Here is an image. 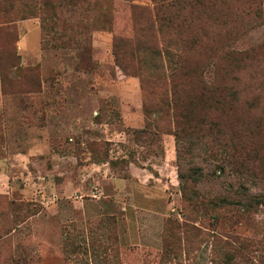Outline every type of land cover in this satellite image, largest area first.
Here are the masks:
<instances>
[{
	"label": "rangeland",
	"instance_id": "374dc122",
	"mask_svg": "<svg viewBox=\"0 0 264 264\" xmlns=\"http://www.w3.org/2000/svg\"><path fill=\"white\" fill-rule=\"evenodd\" d=\"M87 2L65 8L45 38L33 0L0 6V264H264V0L228 4L259 13L230 38L246 54L228 78L211 61L208 127L178 139L170 113L144 115L138 79L112 55L113 37L133 29L162 49L172 33L160 40L153 2ZM205 28L195 23L188 38ZM178 49L187 66L207 62ZM181 93L196 95V79ZM224 241L246 244L243 256Z\"/></svg>",
	"mask_w": 264,
	"mask_h": 264
},
{
	"label": "trees",
	"instance_id": "16d2710c",
	"mask_svg": "<svg viewBox=\"0 0 264 264\" xmlns=\"http://www.w3.org/2000/svg\"><path fill=\"white\" fill-rule=\"evenodd\" d=\"M34 4H30V11L34 12L40 19V29L43 32L44 38L50 37L52 30L54 31L60 21V13L70 6H89L87 0H33ZM154 4V25L156 26L159 38L162 41V30L165 28L172 33L168 40L163 42L162 49H158L155 45L154 36L149 34L145 36L139 35L143 30L134 31L133 38L125 39L122 37H113L112 55L114 62L121 72L125 75L135 77L138 79L143 97V113L145 116L155 114L153 121L166 117L167 113L174 122V136L176 139L185 131H192L193 133H200L208 127L207 110L212 108V94L210 84L207 82V74L209 67H213V59L218 57L224 62V67L220 71L224 74V78L231 76V69L237 66L238 62L242 60L246 52L235 51L231 48L236 30L237 20H242L243 16H251L258 19L259 13L256 9L246 12L242 15L241 12H231L227 6L231 2L239 4L241 0H151ZM252 4L256 5V0H250ZM2 6L1 12L8 14L14 8V0H0ZM165 15H167L165 17ZM233 18V21L229 19ZM103 23L108 21L107 16L101 18ZM203 22L207 28L202 29L194 38H188L193 34L194 24ZM9 21L2 25L5 29H11ZM215 25V30H211L208 24ZM49 28L51 30H49ZM133 33V34H134ZM139 35V36H138ZM52 36L62 37L61 34L56 33ZM131 45V48H127ZM84 51L81 52V59H86L85 45H81ZM186 46L196 51L199 57L206 55L207 62L203 65L194 64L192 67L185 64V53L178 47ZM175 47L172 51L170 48ZM127 48V49H126ZM220 50V51H219ZM203 51L206 53H200ZM203 54V55H202ZM129 58H134L137 63L135 68H128L126 61ZM159 60H164L168 64L165 72L163 65L158 63ZM82 61V62H83ZM160 66V67H158ZM233 66V67H232ZM218 72V71H217ZM198 83V93L192 97H184L181 93V88H186V85L193 79ZM238 79V78H237ZM167 86V88H165ZM164 87L160 92L156 89ZM184 93V92H183ZM151 100H156L149 108L148 103ZM200 106V110L195 112L196 103ZM168 109V110H167ZM154 123V122H153ZM217 146L222 149L224 159L222 162L226 166H236L231 160L232 153L228 151L226 143H217ZM243 167V166H241ZM237 169V168H236ZM238 170V169H237ZM240 171V169L238 170ZM237 171H235L236 173ZM225 242V241H224ZM225 247L233 252L240 253L243 256V251L247 247L242 243L237 248H231L227 242ZM244 258V257H243ZM225 264H231V257H227Z\"/></svg>",
	"mask_w": 264,
	"mask_h": 264
}]
</instances>
